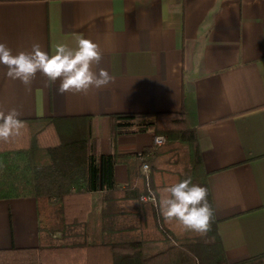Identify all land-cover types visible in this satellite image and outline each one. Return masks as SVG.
Wrapping results in <instances>:
<instances>
[{
  "label": "crops",
  "instance_id": "1",
  "mask_svg": "<svg viewBox=\"0 0 264 264\" xmlns=\"http://www.w3.org/2000/svg\"><path fill=\"white\" fill-rule=\"evenodd\" d=\"M76 36L99 45L107 86L59 94V80L38 72L25 86L0 64V111L23 122L90 117L109 133L111 115L186 108L227 264L264 255V0H0V43L13 54L75 48ZM152 138L108 135L99 152L138 153ZM114 178L126 186L123 165ZM39 244L36 201L0 200V251Z\"/></svg>",
  "mask_w": 264,
  "mask_h": 264
},
{
  "label": "trees",
  "instance_id": "2",
  "mask_svg": "<svg viewBox=\"0 0 264 264\" xmlns=\"http://www.w3.org/2000/svg\"><path fill=\"white\" fill-rule=\"evenodd\" d=\"M109 136L151 133L165 143L140 153L100 154L90 117L24 121L19 136L0 141V200L36 201L40 244L0 251V264H227L213 216L204 235L164 219L159 201L171 185L191 178L208 190L197 138L180 113L115 114ZM143 164L150 166L145 176ZM126 168L127 184L114 170ZM153 201H141V197ZM212 207V205H211ZM100 256V257H99ZM262 257L244 264H264Z\"/></svg>",
  "mask_w": 264,
  "mask_h": 264
},
{
  "label": "clouds",
  "instance_id": "3",
  "mask_svg": "<svg viewBox=\"0 0 264 264\" xmlns=\"http://www.w3.org/2000/svg\"><path fill=\"white\" fill-rule=\"evenodd\" d=\"M101 60L99 45L82 36H76L75 48L58 43L53 54L42 50L38 43L32 45L30 52L13 54L6 44L0 43V64L6 66L9 78L29 86L39 72L53 83L60 81L57 88L59 94L87 93L90 88L107 86L113 77L106 69L98 67ZM94 65L98 70H94ZM19 115L15 109L7 113L0 111V141L7 143L20 135L25 125ZM161 139L157 137V143ZM141 171L147 176L150 166L144 164ZM165 191L168 195L159 201L165 220L174 219L186 230L201 235L211 230L213 210L205 187L193 184L191 178H188L171 185Z\"/></svg>",
  "mask_w": 264,
  "mask_h": 264
},
{
  "label": "rangeland",
  "instance_id": "4",
  "mask_svg": "<svg viewBox=\"0 0 264 264\" xmlns=\"http://www.w3.org/2000/svg\"><path fill=\"white\" fill-rule=\"evenodd\" d=\"M108 129H109V126H108ZM92 133H93L94 137L98 138L99 143H100V141H103L104 137L109 135V133H106V131L103 130L102 128H100L99 124H97V123L92 124ZM109 139L111 140L110 136H109ZM138 153H140V152H138ZM96 260L97 259H95L94 261L96 262ZM95 262L93 264H95ZM96 264H100V262L98 261V263H96Z\"/></svg>",
  "mask_w": 264,
  "mask_h": 264
},
{
  "label": "built area",
  "instance_id": "5",
  "mask_svg": "<svg viewBox=\"0 0 264 264\" xmlns=\"http://www.w3.org/2000/svg\"><path fill=\"white\" fill-rule=\"evenodd\" d=\"M157 137H161L162 139H161V141L159 142V143H157V141H156V138ZM165 143V138L164 137H162V136H155V137H153L152 138V146L154 147H158V146H161V145H163ZM144 165V164H143ZM142 165V166H143ZM142 198V197H141ZM144 199L142 200L141 199V201H154V199H153V197H150V196H144L143 197Z\"/></svg>",
  "mask_w": 264,
  "mask_h": 264
}]
</instances>
